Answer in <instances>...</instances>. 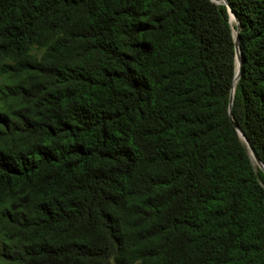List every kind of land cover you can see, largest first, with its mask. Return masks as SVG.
Listing matches in <instances>:
<instances>
[{
    "label": "trees",
    "instance_id": "trees-1",
    "mask_svg": "<svg viewBox=\"0 0 264 264\" xmlns=\"http://www.w3.org/2000/svg\"><path fill=\"white\" fill-rule=\"evenodd\" d=\"M216 1L0 0V264H264V0Z\"/></svg>",
    "mask_w": 264,
    "mask_h": 264
},
{
    "label": "water",
    "instance_id": "water-1",
    "mask_svg": "<svg viewBox=\"0 0 264 264\" xmlns=\"http://www.w3.org/2000/svg\"><path fill=\"white\" fill-rule=\"evenodd\" d=\"M231 14H233L234 15V17H235V19L237 20V17L235 16V14L231 11ZM237 22H238V20H237ZM237 43H239V37L237 36ZM238 60H239V66H241V64H242V58L240 57V58H238ZM239 74H240V69H239V73H238V76H239ZM239 132L241 133V135H242V137L245 139V137H244V135L242 134V132L239 130ZM245 141L247 142V140L245 139ZM251 149V148H250ZM251 152H252V155H253V157L255 158V160L258 162V164L261 166V168L264 170V165L261 163V161L255 156V154H254V152H253V150L251 149Z\"/></svg>",
    "mask_w": 264,
    "mask_h": 264
},
{
    "label": "bare ground",
    "instance_id": "bare-ground-1",
    "mask_svg": "<svg viewBox=\"0 0 264 264\" xmlns=\"http://www.w3.org/2000/svg\"><path fill=\"white\" fill-rule=\"evenodd\" d=\"M218 1V0H217ZM216 1V2H217ZM219 2V1H218ZM220 3V2H219ZM232 16H231V23H232V25L234 24H236L237 23V20L235 19V17H234V15L233 14H231Z\"/></svg>",
    "mask_w": 264,
    "mask_h": 264
},
{
    "label": "rangeland",
    "instance_id": "rangeland-1",
    "mask_svg": "<svg viewBox=\"0 0 264 264\" xmlns=\"http://www.w3.org/2000/svg\"><path fill=\"white\" fill-rule=\"evenodd\" d=\"M220 3H222L223 1L222 0H218ZM233 27H236V24L234 25L233 24ZM255 162V166H257V167H259V168H261V166L258 164V162L255 160L254 161ZM262 169V168H261ZM263 170V169H262Z\"/></svg>",
    "mask_w": 264,
    "mask_h": 264
}]
</instances>
